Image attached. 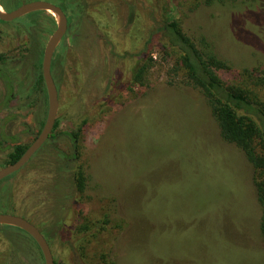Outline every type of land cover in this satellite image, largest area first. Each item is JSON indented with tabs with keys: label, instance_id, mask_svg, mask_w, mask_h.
<instances>
[{
	"label": "rangeland",
	"instance_id": "rangeland-1",
	"mask_svg": "<svg viewBox=\"0 0 264 264\" xmlns=\"http://www.w3.org/2000/svg\"><path fill=\"white\" fill-rule=\"evenodd\" d=\"M33 1L63 5L68 16L51 67L57 126L20 171L0 181V214L34 224L56 264H83L82 252L105 253L111 264H264L253 165L221 138L176 51L162 47L161 31L176 19L193 39H208L231 66L218 72L228 83L243 70L264 79V0L0 3L12 11ZM56 28L49 11L0 20V168L42 130L47 100L38 80ZM144 57L154 62L148 75L129 85L128 72ZM103 219L97 239L78 245L80 228ZM0 264L45 261L28 234L0 224Z\"/></svg>",
	"mask_w": 264,
	"mask_h": 264
},
{
	"label": "trees",
	"instance_id": "trees-1",
	"mask_svg": "<svg viewBox=\"0 0 264 264\" xmlns=\"http://www.w3.org/2000/svg\"><path fill=\"white\" fill-rule=\"evenodd\" d=\"M205 3L225 4V0H206ZM63 9L66 11L65 6ZM161 31L164 35L162 47L176 51L177 65L184 71L186 79L205 96L219 126L221 138L239 147L253 165V183L260 209L258 232L264 244V79L254 75L256 71L243 70L241 79L228 83L218 72L230 71L231 66L218 56L214 45L208 39L205 37L193 39L176 19L167 21ZM3 59L0 54V63ZM153 63L152 59L148 60L145 57L140 60L127 74L129 85L143 84ZM38 88L48 101L42 72L38 80ZM43 124L41 123L42 127ZM70 136L74 147H77L78 131L71 132ZM28 147L16 145L9 154L8 164L21 158ZM75 180L77 190L83 193L86 187L85 173L82 170L77 171ZM106 225V219L87 221L80 228L82 237L78 240V245L89 244L92 238L97 239ZM81 249L85 251L86 247L84 249L80 246ZM80 250L78 248V252ZM79 255L83 264H111L105 253L92 257H87L83 252Z\"/></svg>",
	"mask_w": 264,
	"mask_h": 264
},
{
	"label": "water",
	"instance_id": "water-1",
	"mask_svg": "<svg viewBox=\"0 0 264 264\" xmlns=\"http://www.w3.org/2000/svg\"><path fill=\"white\" fill-rule=\"evenodd\" d=\"M1 1V0H0ZM37 11H49L58 15L57 28L52 34L43 51L42 76L47 90V114L42 130L35 141L28 147L24 155L14 163L0 168V181L9 175L20 171L25 164L45 145L52 135L59 108V92L52 75V59L58 43L63 39L68 30V19L64 10L53 3L46 1H33L24 3L12 11H5L0 3V20L12 21L17 18ZM0 224L15 226L28 234L38 245L42 252L45 264H56L53 253L46 237L31 222L13 214H0Z\"/></svg>",
	"mask_w": 264,
	"mask_h": 264
},
{
	"label": "bare ground",
	"instance_id": "bare-ground-1",
	"mask_svg": "<svg viewBox=\"0 0 264 264\" xmlns=\"http://www.w3.org/2000/svg\"><path fill=\"white\" fill-rule=\"evenodd\" d=\"M51 13V15L55 18V20L56 21H58L59 20V17H58V15L57 14H55V13H53V12H50Z\"/></svg>",
	"mask_w": 264,
	"mask_h": 264
},
{
	"label": "flooded vegetation",
	"instance_id": "flooded-vegetation-1",
	"mask_svg": "<svg viewBox=\"0 0 264 264\" xmlns=\"http://www.w3.org/2000/svg\"><path fill=\"white\" fill-rule=\"evenodd\" d=\"M56 5V4H55ZM58 6H60L62 9H63V5H58ZM64 10V9H63ZM65 12V11H64ZM65 14H66V12H65ZM66 16H67V14H66ZM67 19H68V16H67ZM69 26V25H68ZM26 165V164H25Z\"/></svg>",
	"mask_w": 264,
	"mask_h": 264
}]
</instances>
